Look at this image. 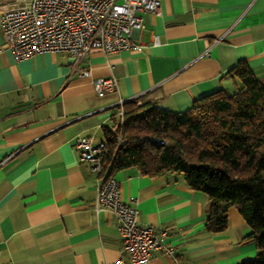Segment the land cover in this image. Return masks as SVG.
I'll return each instance as SVG.
<instances>
[{
	"label": "crops",
	"instance_id": "0c3cea01",
	"mask_svg": "<svg viewBox=\"0 0 264 264\" xmlns=\"http://www.w3.org/2000/svg\"><path fill=\"white\" fill-rule=\"evenodd\" d=\"M27 0H0V15ZM141 13V51L91 50L78 68L66 52L15 61L0 30V264H132L122 254L118 220L96 209L98 175L78 159L74 140L104 141L116 104L135 98L183 111L218 90L234 92L229 70L244 61L264 84V0H160ZM157 36L158 45L151 39ZM135 37V34L133 35ZM114 76L117 91L98 97L93 78ZM121 199L135 198L137 224L166 230L173 256L144 264H238L257 250L236 207L227 225L205 228L208 200L175 174H113Z\"/></svg>",
	"mask_w": 264,
	"mask_h": 264
},
{
	"label": "trees",
	"instance_id": "16d2710c",
	"mask_svg": "<svg viewBox=\"0 0 264 264\" xmlns=\"http://www.w3.org/2000/svg\"><path fill=\"white\" fill-rule=\"evenodd\" d=\"M228 72L238 82L234 92L215 91L183 111L162 110L146 99L125 101L122 125L116 117L104 128L103 160L109 175L136 167L149 177L181 176L206 194L209 231L223 230L228 208L236 207L251 228L245 239L257 250L238 264H264V84L244 61Z\"/></svg>",
	"mask_w": 264,
	"mask_h": 264
},
{
	"label": "built area",
	"instance_id": "2783aa9c",
	"mask_svg": "<svg viewBox=\"0 0 264 264\" xmlns=\"http://www.w3.org/2000/svg\"><path fill=\"white\" fill-rule=\"evenodd\" d=\"M141 13L160 15V0H27L1 13L0 30L15 61L40 53L66 52L78 75L87 77L89 70L77 66L93 49L108 54L141 51L144 45L137 39L144 27ZM151 44H159L157 36L152 37ZM91 82L98 97L117 91L114 76L93 78ZM124 102L116 104L118 125L123 122ZM116 139L120 141L119 134ZM158 142L165 144L163 140ZM73 147L78 159L98 175L94 205L116 216L121 252L128 261L147 263L154 251L173 256L172 247L165 242L166 230L139 226L135 198L121 199L118 182L113 174H108V165L103 160L104 142L93 143L90 137L78 136Z\"/></svg>",
	"mask_w": 264,
	"mask_h": 264
},
{
	"label": "rangeland",
	"instance_id": "374dc122",
	"mask_svg": "<svg viewBox=\"0 0 264 264\" xmlns=\"http://www.w3.org/2000/svg\"><path fill=\"white\" fill-rule=\"evenodd\" d=\"M141 101V100H140Z\"/></svg>",
	"mask_w": 264,
	"mask_h": 264
}]
</instances>
